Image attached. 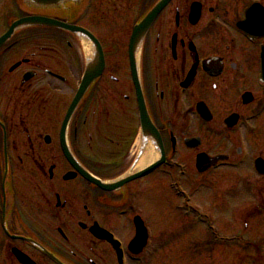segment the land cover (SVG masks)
Masks as SVG:
<instances>
[{"label":"flooded vegetation","instance_id":"1","mask_svg":"<svg viewBox=\"0 0 264 264\" xmlns=\"http://www.w3.org/2000/svg\"><path fill=\"white\" fill-rule=\"evenodd\" d=\"M160 1L0 0V264H146L156 239L140 197L156 174L189 166L203 181L228 172L221 179L245 184L214 201L238 215L245 261L264 264V0H170L132 53ZM31 17L86 30L99 62L70 30L7 36ZM140 219L148 236L137 255Z\"/></svg>","mask_w":264,"mask_h":264},{"label":"rangeland","instance_id":"2","mask_svg":"<svg viewBox=\"0 0 264 264\" xmlns=\"http://www.w3.org/2000/svg\"><path fill=\"white\" fill-rule=\"evenodd\" d=\"M2 6L0 4V9ZM186 172L180 183L185 192L181 197H177L170 187L175 180L181 181L180 177H177L180 173L178 169L174 170L173 176L165 179L156 174L150 179L154 181L152 191L144 192L140 197L141 215L149 223L156 239L155 256L146 264H263L260 263L261 260L246 262L247 248L242 245H222L223 241L233 235L245 238L246 236L243 225L241 231V227L236 224L237 214L233 221L232 215L221 213L219 202L214 201V192L238 185L233 187L237 195H241L244 191L241 185L245 184L221 179L222 175L230 174L228 172L214 174L204 181L199 179L195 166H189ZM250 185L253 188L258 186L253 183ZM257 188L264 189L263 185ZM224 202L234 206L235 210L241 205V198H236L234 202L225 198ZM234 210L231 208L232 212ZM199 212L214 220L216 226L210 228L204 224V220L202 224L199 221ZM230 216L232 220L229 227L227 221ZM262 232L264 233L263 230ZM245 238L241 239L243 243ZM217 239H221V245L217 244Z\"/></svg>","mask_w":264,"mask_h":264},{"label":"water","instance_id":"3","mask_svg":"<svg viewBox=\"0 0 264 264\" xmlns=\"http://www.w3.org/2000/svg\"><path fill=\"white\" fill-rule=\"evenodd\" d=\"M26 1L28 2L29 5H31V4L36 5L37 0H26ZM169 1L170 0H161L156 5V7L149 13L147 18L142 22L141 27L137 28L135 30V33L133 35L132 42H131L132 53H134V51L137 50L138 46L140 45V43L142 41V38L144 37V35L146 33V31H144V27L146 25H149L150 23H152L155 20V18L158 16V14L161 12V10L169 3ZM37 26H47V27L56 28V29L70 30V31L78 34L83 39H85L88 43H90L91 47L94 50L93 60L91 63L97 64L99 62V60H98V54H99V49H100L99 42L89 32H87L81 28H78V27L68 26V25L58 23V22H54V21L42 20V19H39L36 17H31V18L23 19L19 22L14 23L12 25V27L10 28L9 34L7 36H9L12 32H14L16 30H20V29H24V28L37 27ZM5 40H6V38H4L0 41V46L2 45V42ZM89 80H90V78L88 76L86 78V83L89 82ZM263 80H264V74H263ZM85 86H86V84H84V87ZM141 110H142V119H143L145 136H147L149 134L148 132H151L152 131L151 129H154V128L150 124V121H149L147 113H146L145 103H143V101H141ZM156 145L159 148L157 143H156ZM201 164L205 165V162L202 159H198V164H197L198 171H199V169L201 170V168H200ZM159 166H160V162L158 161L157 163L153 164L152 166L148 167L147 169L143 170L140 173H137L135 175H132V174L129 175L128 177H126L124 179V182L130 181V180L135 179V178H142V177L150 174L151 172H153ZM208 167H209V165H208ZM204 171L205 170H201V172H204ZM138 231H139V234H138V237L136 238V241L134 242V247L139 249L138 251L140 252L141 249L144 247L145 241H146V234H145L146 229L142 223L140 224Z\"/></svg>","mask_w":264,"mask_h":264},{"label":"bare ground","instance_id":"4","mask_svg":"<svg viewBox=\"0 0 264 264\" xmlns=\"http://www.w3.org/2000/svg\"><path fill=\"white\" fill-rule=\"evenodd\" d=\"M152 154L151 153H147L145 157L142 158V160L139 162L138 168H142L144 166H146L150 160H151Z\"/></svg>","mask_w":264,"mask_h":264}]
</instances>
